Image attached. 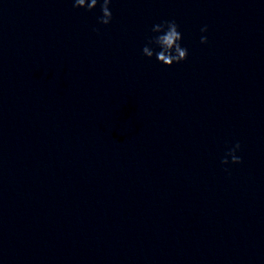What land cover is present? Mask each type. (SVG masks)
Returning a JSON list of instances; mask_svg holds the SVG:
<instances>
[{"label": "clouds", "instance_id": "9594fccd", "mask_svg": "<svg viewBox=\"0 0 264 264\" xmlns=\"http://www.w3.org/2000/svg\"><path fill=\"white\" fill-rule=\"evenodd\" d=\"M100 0H74L75 8H84L86 11H92L97 7ZM111 0H102L100 2L101 16L98 17V22L103 25H108L112 20V11L110 10ZM207 26L201 28V32H207ZM151 31L155 33L142 49L145 57L152 58L154 55L157 61L165 66L171 67L174 63H180L187 59L188 50L182 47V33L179 31V26L174 20H165L161 23L153 25ZM207 36H201V43L206 44ZM155 46V47H153ZM158 48L159 51L155 49ZM240 144L236 143L231 148L221 163L229 164V157L232 164L242 163V159L236 153L240 150ZM227 171V169H225Z\"/></svg>", "mask_w": 264, "mask_h": 264}]
</instances>
